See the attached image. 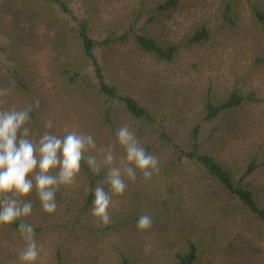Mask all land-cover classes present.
<instances>
[{"label": "trees", "instance_id": "16d2710c", "mask_svg": "<svg viewBox=\"0 0 264 264\" xmlns=\"http://www.w3.org/2000/svg\"><path fill=\"white\" fill-rule=\"evenodd\" d=\"M32 1L57 7L58 16L47 20L41 9L24 0H0V87L10 89L7 109H21L38 99L40 107L30 113L27 125L37 134L50 119L24 60L35 44L31 30L45 26L50 28L45 41L35 36L61 58L56 63L61 86L96 102L95 130L81 131L95 139L96 148L89 154L99 156L107 138L116 136L117 109L122 108L141 146L159 165L150 180L139 169L135 181L122 174L127 189L112 195L119 206L107 225L91 214L97 184L110 191L104 182L107 169L95 175L82 161L75 182L57 192L53 214L42 211L33 191L26 197L33 202L26 219L43 245L36 264H264V181L259 179L264 152L252 158L236 152L245 130L244 113L258 101L256 91H246L242 84L223 89L209 83L200 94L197 119L191 122L183 115L178 120L180 106L175 105L178 113L166 117L164 108L155 109L146 98L111 82L99 57L100 50L132 54L161 66L208 52L218 39L244 49L247 36L264 39V0H123V12L115 16L102 12L103 0H77V12L75 0ZM192 6L201 7V13L186 33L175 32L178 17ZM71 38L93 74L65 57ZM206 60L211 64L217 58ZM252 60L264 68V47H254ZM190 62L187 69L192 70L200 67L201 58ZM71 130L49 129L59 136ZM141 214L152 217L151 229L136 228ZM18 225H0V264H20L24 241Z\"/></svg>", "mask_w": 264, "mask_h": 264}, {"label": "rangeland", "instance_id": "374dc122", "mask_svg": "<svg viewBox=\"0 0 264 264\" xmlns=\"http://www.w3.org/2000/svg\"><path fill=\"white\" fill-rule=\"evenodd\" d=\"M24 1L29 6L41 9V14L47 20H51L52 16H58L59 10L57 7L50 8L37 4L32 0ZM73 5L76 12L80 11L77 0L73 1ZM124 5L123 0H103L100 9H102V12H109V16H115L123 12ZM201 11V7L192 6L188 11L181 14L174 27L175 32L186 33L190 24L193 23L195 17ZM49 29L41 26L38 30H31L35 44L26 52L24 59L32 71L30 84H32V87L37 88L38 93L45 100V112L50 119L52 118L54 127L62 131L75 128L80 132L87 130L88 127L89 129L93 128V131L96 128L94 126L97 114L96 102L91 101L80 91L70 94L64 90L56 73V63L61 58H57L50 45L43 44L41 41L38 42L39 40L36 38L39 35L41 40L45 41ZM246 41L248 43L245 44L244 49H241L239 44L232 42L225 45L223 40L218 39L215 42L216 48L213 47L204 53L197 51L192 55H185L171 65L162 64L157 66L141 56L132 54L121 56L118 52L101 50L99 51V57L111 82L121 84L124 88H129L134 93L146 98L155 109L164 108V111L168 113L166 117L172 116L171 111L178 113L175 105L180 106L182 114L177 115L179 116L178 120L180 117L184 120V116L190 118L191 122L197 119L201 109L200 94H203L210 85L209 83L216 88L223 89H227L233 84H242L246 91H256L258 101L250 105L244 113L247 116V120L243 122L245 130L241 143L239 142L240 146L236 151L238 154L240 153L239 155L252 158L253 155L264 152V68L256 66L252 60L254 47L263 48L264 39L258 41L257 36L253 34L247 36ZM0 43H4L1 37ZM246 45L248 48H246ZM222 48H224L223 51H221ZM66 53V58L76 62L93 74L88 63L81 57L75 38L70 39ZM194 55H196L195 58H193ZM197 57L201 58L200 67L198 66L199 68H193L192 70L187 69V65L191 63L190 61L197 59ZM207 58H217V60L208 64ZM162 86L167 91H163ZM4 99L6 101V98ZM9 101H12V99ZM6 106V103H0V108L5 107L7 109ZM117 113L120 126L128 124L132 130L133 121L130 120L124 110L118 108ZM115 141L116 136L107 138L108 143ZM234 143L238 145L236 141ZM105 146L103 145V147ZM115 155L114 165L121 166L120 158L125 155V151L118 143L115 145ZM259 179L264 181V175H261ZM118 206L117 196H112L109 208L110 216L117 210ZM62 239L65 238L62 237Z\"/></svg>", "mask_w": 264, "mask_h": 264}, {"label": "clouds", "instance_id": "9594fccd", "mask_svg": "<svg viewBox=\"0 0 264 264\" xmlns=\"http://www.w3.org/2000/svg\"><path fill=\"white\" fill-rule=\"evenodd\" d=\"M8 95L10 89L0 87V103H5L3 98ZM39 107L37 99L34 104L21 109L0 110V225L19 221L18 232L24 241V247L18 252L20 264H36L43 248L36 240L35 225L26 219L33 213V202L26 199L33 191L42 211L53 214L57 208V192L62 186L75 182L82 161L95 175L107 169L104 182L110 191L105 190L103 183H98L91 208V214L107 225L110 223L112 195H123L127 189L122 173L135 181L136 169L145 180H150L159 171L158 158L146 152L128 124L118 128L116 141L101 147L99 156L91 155L90 151L96 148L91 133L73 128L66 135L59 136L49 131L53 128L51 119L44 121L41 133L31 132L27 126L30 113ZM116 143L125 151L120 158L121 166L114 165ZM152 226L153 220L148 214H141L136 221V228L140 231H147Z\"/></svg>", "mask_w": 264, "mask_h": 264}]
</instances>
